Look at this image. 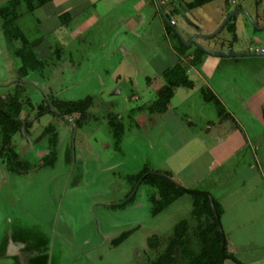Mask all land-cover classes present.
<instances>
[{
  "label": "rangeland",
  "instance_id": "rangeland-1",
  "mask_svg": "<svg viewBox=\"0 0 264 264\" xmlns=\"http://www.w3.org/2000/svg\"><path fill=\"white\" fill-rule=\"evenodd\" d=\"M10 1L0 0V97L12 96L19 90L23 92L29 100L21 115L25 118L36 113L37 107L44 103V95L40 91L35 92L34 86L23 91L21 86L16 85V81L21 78L19 72L23 64L14 51L22 47V42L16 40L12 47L4 33L2 9L9 7ZM145 1L147 22L140 28L142 38L131 37V56L136 53L140 58V77L139 70L135 67L136 59L124 58L121 51L115 50L116 44H105L104 37H100L98 32L99 25L83 37H77L72 31L77 28L78 22L63 25L65 20H59L54 15L57 12L54 9L58 7L52 3L46 9L26 14V5L22 4L20 13L24 14L18 18L17 24L30 43L36 42L32 49L37 51L39 60L43 62L39 70L28 76L29 82L39 84L40 88L52 96L54 102L78 101L89 97L94 104L89 110L91 120L83 123L74 136L78 153L73 170L67 172L71 164V145L68 141L76 116L59 118L55 114H47L34 123L29 133L33 140H37V148L34 150H30L20 132L12 137L10 148L22 160L29 161L28 172H13L6 153L0 154V264H22L17 258L7 256L6 242L9 238L30 243L32 251L25 255V259L29 256L31 264H150L167 249L178 224L186 221L192 227L190 231H197L199 228H206L211 221L205 216L199 218L195 215L196 198L190 194L181 195L163 212L153 215L154 204L151 197L158 194V189L148 183L149 179L141 183L131 202L130 198L134 194L129 196L128 193L139 184L141 174L145 171L154 172L152 169L158 168L160 161L169 157L171 151L168 147L172 144L159 145L162 140L166 143L170 135L166 119H162L159 114L163 101L151 89L142 95L137 93V89L147 87L144 76L146 73L147 77L159 78L161 69L176 62L172 45L180 54L183 47L187 48L186 53L201 54L195 46L186 47L178 35L189 43L198 33L199 36L208 35L206 31L212 24L216 8L222 2L215 0L204 8L190 10L179 0H168L163 7H167L168 2L173 6L169 17L176 18L175 27L163 14L164 9L156 10L157 0ZM258 1L260 0H229L235 5H245L248 11ZM79 2L77 7L85 3L82 0ZM78 10L83 11V17H88L93 11L92 8L85 9L83 6ZM237 16H241L244 23L240 24V35L236 39L233 37L231 51H264L261 50L264 48V29L260 31L255 28L243 14ZM160 18L164 20L169 32L167 37L161 34ZM234 19L229 24H233ZM112 30L115 32L113 28ZM107 34L109 30L105 35ZM223 36H226L225 33L210 39L200 38L199 42L214 47V43ZM190 38L192 39L189 40ZM237 58L238 62L226 68V73L228 81L236 84V90L230 93L236 94L235 102L239 100L241 104L233 107L227 102L220 107L223 110L222 117L229 107L244 125L243 132L251 137L263 133L260 140L253 139L260 147L258 151L263 168L264 123L250 120L252 112L243 106L253 92H259L264 87V57ZM177 72L179 74L174 78L181 80L184 73ZM189 78L192 79L193 75ZM181 88L183 89L177 91L173 104L181 100L184 104L175 109V114L185 122L192 117L205 116L202 99L199 96L200 100L195 96V101L194 98H188V87ZM135 94L138 95L137 99H134ZM189 100L196 103H189L188 107ZM209 106L208 116L217 121L219 106L215 102H209ZM111 111L119 115L125 126L122 150H117L114 146V128L108 125L107 115L112 116ZM144 112H151L148 118L144 119ZM140 113L142 119L139 123L129 118ZM50 124L57 126L60 134L54 166L47 165L52 149L49 144L50 136L43 135ZM226 124V131L235 128L230 120ZM204 125V121L198 122L199 128ZM237 131H241V128ZM40 136L43 140L39 141ZM2 137L0 129V151H3ZM245 147L248 150L241 151L227 163H222L219 167L214 165L193 190L210 191L216 195L220 186H216L218 182L230 180L235 172L232 180L240 184V171L249 172L244 168L246 159L253 161L249 146ZM219 200H216L219 209L224 211ZM250 212L251 210L248 213ZM56 232L62 234V239L54 236ZM25 259H21L23 264H28Z\"/></svg>",
  "mask_w": 264,
  "mask_h": 264
},
{
  "label": "crops",
  "instance_id": "crops-1",
  "mask_svg": "<svg viewBox=\"0 0 264 264\" xmlns=\"http://www.w3.org/2000/svg\"><path fill=\"white\" fill-rule=\"evenodd\" d=\"M82 1L85 3H81L78 6L79 8L83 6L85 9L92 8L93 10L88 17H83V14H81L83 11L78 10L77 3L79 0H54L41 8L46 9L51 3L53 6L58 7L54 9L57 11L54 15L59 20H65L63 25L69 24V22L72 23L73 21L75 23V21H77V28L72 31L77 37H83L85 33L99 25L98 32L100 37H104L105 44H116V46H114L116 47L115 50L121 51L124 54V58L128 59L130 57L132 60L134 58L136 59L135 67L139 70L138 76L140 77V58L136 56V53L134 56H131V50H133V40L131 37L136 36V38H142L140 33L142 30L140 31V28L147 22V13L145 12L147 2L145 0ZM167 1L168 0H157L155 8L157 11H159V9L161 10V8L164 9L163 14L170 18L169 12H172L173 6L171 4L169 5L168 2V6L164 8L163 5H165ZM219 1L222 2V5L216 8V14L215 17L212 18V24L206 31L209 34L218 30L225 15L234 8L235 5L229 2V0ZM179 2L189 7L193 0H179ZM214 2L215 0L200 6V8H204L206 5L213 4ZM61 8L64 9L62 10ZM189 9L194 10L197 9V7H189ZM259 11V9L253 7L252 10L248 12L251 13V15H255L258 14ZM159 14L161 13L159 12ZM161 17H163L162 14ZM241 18V16H237L236 19L233 20V24L228 23L229 25L224 27L223 31L220 32V36L223 33H225L226 36L219 38L217 43H214V47L204 43L203 45L215 50H233L231 47L233 37L236 39L237 36L240 35V24L244 23V20ZM170 22L172 26H177L176 18L173 19V17H171ZM159 26L161 34L167 37L169 32L162 18H160ZM108 30L109 34L105 35ZM144 32L146 33L147 31ZM172 48L176 56V62L174 61L175 63L173 65L161 69L159 78L147 77L146 73L144 76H146L147 87L137 89V93L140 92L139 95L147 93V91L151 89L153 93L163 101V106L159 109V114L163 117L162 119H166L167 125L169 126L168 129L170 130V133L168 131L170 135L166 143L162 140L159 145L164 144L169 146V143H172L171 147H168L171 152H169V157L160 161L158 168H155V170L169 174L180 186L193 190L201 183L200 181L204 179L203 177L212 170L214 165L219 167L222 163H227L231 158L239 155L241 151H245V149L248 150V147H245V145H248L249 151L253 154V161H251V159H246L244 168H247L249 172L240 171V175L242 176L241 183L239 184L237 181L236 184L232 180V177L236 175L235 172L234 175H231L232 177L230 180L218 182L216 186H220L216 195L210 191L209 193L215 201L220 199L219 204L221 207L223 205L222 208H224V211L222 210L221 223L226 237V249L231 255V258L227 259L224 264H264V167H261V158L258 151L260 147L258 148V144H255V141L260 140L259 138L263 133H257L252 137L249 136L248 133L243 132L244 125L241 124L238 116L233 113L231 108L228 107L225 109L226 113L223 117V110L220 108L227 102L233 107H237L239 106L238 104H241L239 100H237V103L235 102L237 95L230 93L236 90V84L228 81V75L226 73V68L235 65V63L238 62V60H236L238 58H219L207 54H196V56H194L195 58L192 60L190 58L194 53L189 52L182 55L173 45ZM261 50H264V48ZM238 51H241V49ZM179 64L183 65L188 79L193 82V86L187 89L189 92L186 96H188V98H194V101L195 96L197 99H199V96L202 99L201 104L204 108L203 115L205 116L192 117L188 122H185L174 112L175 109L184 104H182L183 100L173 104L176 93H178L177 91L183 88H181V86L176 87L170 97L167 92L165 73ZM191 75H193L192 79L189 78ZM156 85L158 86L155 87ZM119 93L121 94V90H119ZM137 97L138 95L135 94L134 99H137ZM194 101L189 100L188 107H190L189 103L195 104L196 102ZM209 102H215L216 105L219 106L220 110L216 118L218 119L217 121L211 119L207 114L209 113L207 110H210ZM217 102H219V104H217ZM243 107L252 112V118H250V120H255L257 122L262 121L264 123V87L259 92H253L249 96L246 105ZM142 110L143 108L141 111ZM111 112L113 116H119L115 114V112ZM141 113L134 118H132V116H129V118H131L133 122L139 123L142 119ZM149 113L151 112L143 113L144 119L148 118V115H150ZM152 115H155V113ZM229 120L235 124V128H231L232 131H226V123ZM200 121L205 122V125L201 128L198 127V122ZM237 127L241 128V131L238 132ZM253 139L255 141H253ZM249 210H251L250 213H248Z\"/></svg>",
  "mask_w": 264,
  "mask_h": 264
},
{
  "label": "trees",
  "instance_id": "trees-1",
  "mask_svg": "<svg viewBox=\"0 0 264 264\" xmlns=\"http://www.w3.org/2000/svg\"><path fill=\"white\" fill-rule=\"evenodd\" d=\"M52 1L54 0H11L10 6L2 9L5 20L3 28L7 41L12 47H14L13 43L16 40L22 42V47L20 49L15 48L16 50L14 53L22 60L23 65L20 69V74L24 77L31 71L39 70L43 62L39 60L35 50L32 49L34 43H30L17 24L18 18L24 14L20 13V8L22 4L25 3V14L33 13ZM212 1L213 0H193L189 7H200ZM166 18L170 21V18L167 16ZM186 50L187 48L183 47L181 54H185ZM177 71L184 73L181 80H175V78H177L176 75L179 74ZM171 77L172 79L175 78L172 80ZM165 79L167 81V92L169 93V97L176 87L185 86L189 88L193 86V82L188 79L186 70L181 64L168 70L165 73ZM26 101L27 98L20 90L12 96L6 98L0 97V129L3 135L2 148L3 151H5H2V154L6 153L10 169L15 173L28 172L30 168L29 162L22 160L19 155L10 148L12 137L20 130L21 123L19 118ZM53 105L62 116H77V125L81 126L82 123L88 119L89 110L93 106V100L87 97L78 101L53 102ZM46 108L49 109L50 107L47 106ZM150 110H152V108ZM44 111V107L41 106L40 113L44 114ZM111 125L112 128H114L115 138L117 140L116 144L118 146L122 141V134L124 131L123 125L115 121H112ZM43 135L50 136L49 144L52 149V156L47 165L54 166L57 161L56 148L59 139L56 126L50 125ZM147 172L148 171H145L139 178ZM146 179H149L148 183L158 189L159 197L153 196L152 198L154 204L153 215L163 212L164 209L176 201L181 195L190 194L196 198L194 205L195 215L199 216V218L205 216L208 221L211 220L209 221L210 223L208 222L206 228H199L197 231H190L192 227H189L186 221L178 224L174 229L167 249L150 264H224L227 259L231 258L227 249H222V239L211 206L210 198L212 195L210 193L183 188L171 181L168 177L161 175L149 174L144 181ZM214 203L221 217L222 210L219 209V205L215 200ZM212 226H214V228Z\"/></svg>",
  "mask_w": 264,
  "mask_h": 264
},
{
  "label": "flooded vegetation",
  "instance_id": "flooded-vegetation-1",
  "mask_svg": "<svg viewBox=\"0 0 264 264\" xmlns=\"http://www.w3.org/2000/svg\"><path fill=\"white\" fill-rule=\"evenodd\" d=\"M254 8L255 9H259L260 11L258 12V14H255V15H251V13H249L246 9H245V7H244V5L243 4H241V3H238V4H236L235 6H234V8H232L226 15H225V17H224V20L226 19V17L231 13V12H239V11H241V10H245V11H247L248 13H249V15H250V17H251V19L255 22V24L258 26V28L257 29H259V28H262V27H264V0H260V1H258V3L254 6ZM38 10V9H37ZM242 14V13H241ZM244 15V14H243ZM236 17H237V15H235V16H233L230 20H229V22H231L232 21V19L233 18H235L236 19ZM250 17H248V20L250 21ZM224 20H223V22H224ZM222 22V23H223ZM228 22V23H229ZM251 22V21H250ZM228 23L225 25V26H227L228 25ZM251 24H252V22H251ZM222 25V24H221ZM220 25V26H221ZM220 28V27H219ZM218 28V29H219ZM224 29V28H223ZM223 29H222V31H223ZM260 31H261V29H259ZM221 31V32H222ZM199 34L200 33H198L196 36H199ZM208 34V33H207ZM219 35H220V33H219ZM218 35V36H219ZM179 36V35H178ZM180 37V36H179ZM181 38V41L183 42V44L187 47L188 46V43H189V41H185L184 40V38L181 36L180 37ZM192 38H190L189 40H191ZM200 40V39H199ZM201 42V41H200ZM35 43L36 42H34V45H35ZM202 43V42H201ZM203 44V43H202ZM194 46H192V47H190V48H193ZM196 47V46H195ZM196 49H198L197 47H196ZM190 50V49H189ZM201 51V50H200ZM35 52L37 53V51L35 50ZM202 52V51H201ZM190 53H194V55L193 56H191V58L190 59H194L195 57L194 56H196V53L195 52H190ZM186 54V53H185ZM202 54H205V53H203L202 52ZM182 55H184V54H182ZM57 56H59V53L57 52ZM59 61H61V60H59ZM31 72H33V71H31ZM31 72L26 76V77H24V76H22L21 75V78H19L17 81H16V85H20L21 86V88H22V90H26V89H28L29 87H31V86H34L35 87V92H38L39 93V91L44 95L43 96V100H44V103L41 105H39L38 107H37V110H36V113L34 114V115H32L31 117H25V118H22V112H21V115H20V118H19V120H20V123H21V127H20V130H19V132L21 133V136L23 137V135H22V126H23V122H27V134H28V136H30L31 137V139H32V142H33V144L31 145L24 137V139L28 142V145L30 146V150H34L35 148H37L36 147V142H37V140H33V138H32V136L29 134L30 133V129H31V126L34 124V123H36L37 121H39L43 116H45V115H47V114H55V115H57L59 118H63V117H67V116H62V114L61 113H59V111L58 110H56V108H55V106L53 105V102H54V100H53V98H52V96L49 94V93H47V91H45V90H43L42 88H40V86H39V84H36V83H31V82H29V80H28V76L31 74ZM20 73V72H19ZM12 83V82H11ZM29 102V100H27L25 103H24V106L26 105V103H28ZM59 103V102H58ZM94 104V103H93ZM24 106H23V108H24ZM44 107V109H45V111H44V114H41L40 113V107ZM50 107L49 109H47L46 107ZM22 111H23V109H22ZM91 118H92V115H91V112L89 113V116H88V119L87 120H85L83 123H86L88 120H91ZM76 120H77V116H76V119H75V121H74V124L72 125V134L70 135V139H69V144L71 145V148H70V160H71V164H70V166H69V170L67 171V172H69L70 171V169H72L73 170V165H74V163H75V158H76V155H77V153H78V148H77V143H76V138L74 137L75 135H76V132H77V130H78V128L80 129V128H82V125L81 126H78L77 125V122H76ZM107 120H108V125H110L111 126V128H112V125H111V122L112 121H115V122H117V123H121L122 125H123V122H122V119L119 117V116H108L107 115ZM82 123V124H83ZM51 125V124H50ZM49 125V126H50ZM48 126V127H49ZM56 129H57V133H58V138H60V134H59V131H58V128H57V126H56ZM123 129H124V125H123ZM123 133H124V131H123ZM115 138V137H114ZM39 141L40 140H43L42 138H41V136L39 137V139H38ZM122 140H123V134H122ZM116 138H115V144H114V146L117 148V150H122V147H121V142H120V144L117 146V144H116ZM58 145H59V139H58ZM58 145H57V147H58ZM17 153V152H16ZM0 154H2V151H0ZM79 154H80V151H79ZM29 162V161H28ZM71 170V171H72ZM154 172H148V173H146V174H144L143 176H142V178L139 180V184L137 185V186H135V187H133V189H131L130 191H129V196L130 195H133V196H131V198H130V201L129 202H131V201H133L134 200V198H135V196H136V194H137V191H138V188L140 187V185H141V183L144 181V179L149 175V174H152V175H161V176H164V177H168L171 181H173V182H175L174 180H173V178L169 175V174H166V173H162V172H159V171H157V170H155V169H152ZM145 171V170H144ZM144 171H142V173L144 172ZM176 184H178L177 182H175ZM179 185V184H178ZM180 186V185H179ZM182 187V186H181ZM132 190H133V192H132ZM153 196H155V197H159L158 196V194H156V195H153ZM153 196L151 197V200H152V198H153ZM213 198V197H212ZM213 200H214V198H213ZM153 202V201H152ZM65 233V232H64ZM61 235L62 234H57V232L54 234V236L55 237H61ZM61 239H62V237H61ZM30 245V243L28 244V243H23V242H20V241H14L13 239H11V238H9V240L6 242V253H7V256H9V257H11V258H17L19 261H21V263L23 264V261L21 260V259H25V255L26 254H28V253H30V251H32L31 250V247L29 246ZM30 248V249H29ZM46 248H48V247H46ZM49 249V248H48ZM23 258H22V257ZM48 256V255H47ZM49 257V256H48ZM47 257V258H48ZM51 257V256H50ZM52 258V257H51ZM26 260V262L28 263V264H31L30 262H29V256H28V258H26L25 259Z\"/></svg>",
  "mask_w": 264,
  "mask_h": 264
},
{
  "label": "water",
  "instance_id": "water-1",
  "mask_svg": "<svg viewBox=\"0 0 264 264\" xmlns=\"http://www.w3.org/2000/svg\"><path fill=\"white\" fill-rule=\"evenodd\" d=\"M164 13V12H163ZM244 14L247 18L250 17L249 13L245 10H241L239 12H231L226 19L224 20V22L222 23V25L220 26V28L211 34L208 35H200V36H195L190 43H188L189 47L192 46H196L199 50H201L203 53L210 55V56H214V57H219V58H237V57H264V51H249V52H242V51H238V52H234V51H229V50H215V49H211V48H207L205 46H203L200 42L199 39L203 38V39H210L213 37H216L217 35H219V33L222 31V29L225 27V25L229 22V20L237 15V14ZM250 21L252 22V24L255 26V28H258V26L255 24V22L251 19L250 17ZM261 30L264 29V27L259 28ZM179 34V32H178ZM179 36L181 37V35L179 34ZM22 135L23 137L32 145V139L30 136H28L27 134V122H23V126H22ZM210 202H211V206L215 215V219L218 225V229L221 235V239H222V249L226 248V237L222 228V223H221V217L217 211V208L215 206L214 200L211 197L210 198ZM107 242V238H105V243Z\"/></svg>",
  "mask_w": 264,
  "mask_h": 264
},
{
  "label": "built area",
  "instance_id": "built-area-1",
  "mask_svg": "<svg viewBox=\"0 0 264 264\" xmlns=\"http://www.w3.org/2000/svg\"><path fill=\"white\" fill-rule=\"evenodd\" d=\"M174 23V22H173Z\"/></svg>",
  "mask_w": 264,
  "mask_h": 264
}]
</instances>
